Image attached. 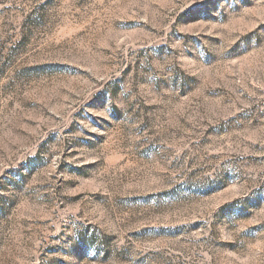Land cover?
<instances>
[{"label":"rangeland","instance_id":"374dc122","mask_svg":"<svg viewBox=\"0 0 264 264\" xmlns=\"http://www.w3.org/2000/svg\"><path fill=\"white\" fill-rule=\"evenodd\" d=\"M0 264H264V0H0Z\"/></svg>","mask_w":264,"mask_h":264}]
</instances>
